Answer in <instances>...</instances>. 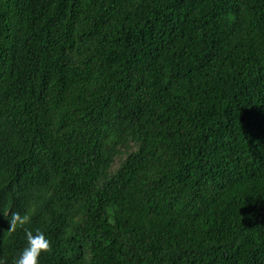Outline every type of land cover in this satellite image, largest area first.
<instances>
[{
	"label": "trees",
	"instance_id": "1",
	"mask_svg": "<svg viewBox=\"0 0 264 264\" xmlns=\"http://www.w3.org/2000/svg\"><path fill=\"white\" fill-rule=\"evenodd\" d=\"M264 264V0H0V258Z\"/></svg>",
	"mask_w": 264,
	"mask_h": 264
},
{
	"label": "clouds",
	"instance_id": "2",
	"mask_svg": "<svg viewBox=\"0 0 264 264\" xmlns=\"http://www.w3.org/2000/svg\"><path fill=\"white\" fill-rule=\"evenodd\" d=\"M31 219L30 212H25L24 214L12 212L9 217L10 230L24 229L27 241L26 246L15 257L14 264H40L41 253L50 250V240L42 230H29L25 227L31 223ZM0 264H5L2 258H0Z\"/></svg>",
	"mask_w": 264,
	"mask_h": 264
}]
</instances>
